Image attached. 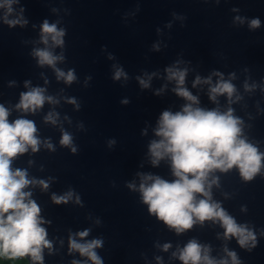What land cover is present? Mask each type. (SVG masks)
<instances>
[{
	"label": "water",
	"instance_id": "water-1",
	"mask_svg": "<svg viewBox=\"0 0 264 264\" xmlns=\"http://www.w3.org/2000/svg\"><path fill=\"white\" fill-rule=\"evenodd\" d=\"M11 7L7 19L27 23L10 26L7 6H0V104L9 109V122L25 118L37 128L39 150L29 147L11 167L49 185L24 189L39 205L51 242L42 249V264H93L69 250L70 236L78 243L102 240L94 249L102 264H183L179 252L192 239L217 262L234 264L228 252H235L236 264H264V159L251 181L235 166L208 177L217 179L211 199L254 233L255 243L244 247L235 236L225 238L218 220L197 221L177 233L149 213L139 191L142 175L175 179L170 159L154 166L149 153L151 141L160 139L155 129L162 111L175 113L189 103L173 91L176 81L167 79V67L187 69L184 87L198 97L194 106L221 112L231 107L242 120L243 137L264 153V0H15ZM253 19L260 20L259 27L250 26ZM45 20L64 30L62 46L50 38L43 43ZM36 49L62 56L55 67L73 70L76 79L71 84L57 79L53 67L38 64ZM117 68L127 79L113 80ZM213 73L235 86L232 103L226 94L210 100L208 83L193 87L197 75L211 76L215 85L221 76ZM137 77L150 87L142 88ZM35 87L55 102L46 100L35 112L17 109L21 93ZM49 113L55 124L45 120ZM63 132L72 136L71 146L60 144ZM69 192L67 203L53 202V194ZM85 230L88 235L80 237Z\"/></svg>",
	"mask_w": 264,
	"mask_h": 264
},
{
	"label": "clouds",
	"instance_id": "clouds-1",
	"mask_svg": "<svg viewBox=\"0 0 264 264\" xmlns=\"http://www.w3.org/2000/svg\"><path fill=\"white\" fill-rule=\"evenodd\" d=\"M13 2L15 0H4V5H0L7 6L5 22L10 26L27 23L20 19H7V14L13 11L11 7ZM250 26L259 27L260 20H251ZM41 31L44 44L49 43V38L53 45L64 44L62 38L65 32L63 29H57L55 24H49L45 20ZM34 55L38 57L39 65H49L55 69L57 79L63 78L68 84L76 79L73 70L65 73L55 67L56 61L63 59L62 56H55L47 49H36ZM165 71L168 80L176 81L173 91L189 103H186L181 111L174 113L164 110L159 116L155 135L160 139L152 140L149 144L151 163L155 166L162 159H170L175 179L168 181L160 176L142 175L139 191L143 202L148 205L150 214L155 215L169 228L175 229L177 233L191 229L197 221L202 224L205 220H218L225 229V238L237 237L241 247H244L249 240L255 243L254 233L246 226L238 225L220 203L211 199V187L212 184L217 183V179L213 178L209 181L208 177L217 169L227 172L235 166L245 181H251L260 172L264 153L259 152L256 146L243 137L242 120L233 115L234 110L231 107L221 112L218 108L209 110L194 106L199 105L198 97L184 87L187 69L167 67ZM213 74L221 76L215 85H211V76L202 80L197 75L193 87L200 83H208L210 100L216 102L219 95L226 94L229 103H232L233 94L236 92L235 86L230 81L223 80L222 74ZM121 76L127 79V73L122 68H117L113 80H119ZM137 80L142 88L150 87L149 81L141 77H137ZM27 83L26 81V86ZM245 88L249 86L245 84ZM44 91L43 88L35 87L21 93L20 102L15 107L24 112H35L46 100L54 103L51 96L44 95ZM160 91L157 90V94ZM236 99L240 97L237 96ZM70 102L75 103V100ZM123 103L128 101L125 100ZM9 114V109L0 104V257L16 259L30 256L32 261H40L42 264V249L51 248V242L46 239V229L41 226L44 221L40 216L39 205L30 199L31 193L24 189L30 184L38 183L46 190L49 185L44 180H30L25 170L19 168L13 170L11 167L13 159L27 152L29 147L33 152L38 151L40 140L36 136L37 128L32 120L17 118L9 122ZM45 120L56 123L53 113H49ZM109 143L113 144L115 141ZM60 144L71 146L72 136L68 132H63ZM46 146L54 150L51 143L46 142ZM71 150L73 153L76 152L75 147ZM128 186L136 187L134 184ZM197 194L203 198H198ZM71 196V192L62 196L53 194L52 200L56 204L67 203ZM78 235L85 237L88 231L79 232ZM102 243L100 239L78 243L70 236L69 250H76L81 255L88 256L93 264H102L94 251L95 248L101 247ZM169 247V244L163 245L165 251ZM207 253L206 246L192 239L180 250L179 259L183 264H201V262L227 264L226 260L217 262L211 259ZM228 255L236 264V253L228 252ZM73 264L79 262L74 261Z\"/></svg>",
	"mask_w": 264,
	"mask_h": 264
},
{
	"label": "trees",
	"instance_id": "trees-1",
	"mask_svg": "<svg viewBox=\"0 0 264 264\" xmlns=\"http://www.w3.org/2000/svg\"><path fill=\"white\" fill-rule=\"evenodd\" d=\"M0 264H28L27 260L23 258L8 259L0 257Z\"/></svg>",
	"mask_w": 264,
	"mask_h": 264
},
{
	"label": "flooded vegetation",
	"instance_id": "flooded-vegetation-1",
	"mask_svg": "<svg viewBox=\"0 0 264 264\" xmlns=\"http://www.w3.org/2000/svg\"><path fill=\"white\" fill-rule=\"evenodd\" d=\"M23 258V257H22Z\"/></svg>",
	"mask_w": 264,
	"mask_h": 264
}]
</instances>
